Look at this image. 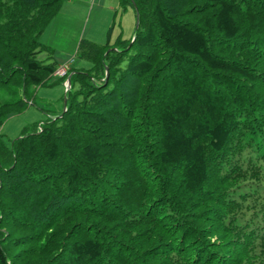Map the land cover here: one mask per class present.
Returning <instances> with one entry per match:
<instances>
[{
  "label": "trees",
  "instance_id": "16d2710c",
  "mask_svg": "<svg viewBox=\"0 0 264 264\" xmlns=\"http://www.w3.org/2000/svg\"><path fill=\"white\" fill-rule=\"evenodd\" d=\"M61 1L0 0V126L55 77ZM120 2L133 36L0 132V264H264V0Z\"/></svg>",
  "mask_w": 264,
  "mask_h": 264
},
{
  "label": "rangeland",
  "instance_id": "374dc122",
  "mask_svg": "<svg viewBox=\"0 0 264 264\" xmlns=\"http://www.w3.org/2000/svg\"><path fill=\"white\" fill-rule=\"evenodd\" d=\"M50 22L40 39L51 49V58L60 57L62 51L74 50V59L78 61L76 68H87L91 63L80 55L79 42L88 39L103 45L111 28L113 40L118 35L123 38L132 37L136 27V14L131 4L122 5L120 0H62L58 12ZM67 66L68 71L73 67ZM68 76L65 81L55 76L47 85L39 86L35 102L29 103L24 111L7 117L0 126V132L7 139H15L25 126L41 122L50 114L59 112L69 90L66 86ZM78 86L75 84L74 89Z\"/></svg>",
  "mask_w": 264,
  "mask_h": 264
},
{
  "label": "crops",
  "instance_id": "0c3cea01",
  "mask_svg": "<svg viewBox=\"0 0 264 264\" xmlns=\"http://www.w3.org/2000/svg\"><path fill=\"white\" fill-rule=\"evenodd\" d=\"M96 14L98 15L99 11H97ZM49 24L45 27V29L49 26ZM44 30H43V32H44ZM111 33H113V29H111ZM108 36H109V34H107V40H108ZM114 37H116V36H114ZM40 41H41V39H40ZM44 45H46V44H44ZM46 46H48V45H46ZM73 52H74V50L73 51H71V50L62 51V55L60 57L56 56L57 58H55V56H53L52 60H54L58 66L61 65V64H67V65H70V67L73 66L72 69L76 68L77 67L76 65H77L78 61H76L74 59L75 58V56H74L75 53H73Z\"/></svg>",
  "mask_w": 264,
  "mask_h": 264
},
{
  "label": "built area",
  "instance_id": "2783aa9c",
  "mask_svg": "<svg viewBox=\"0 0 264 264\" xmlns=\"http://www.w3.org/2000/svg\"><path fill=\"white\" fill-rule=\"evenodd\" d=\"M67 74H68V66L64 64L59 65L54 72V76L56 77H63L66 76Z\"/></svg>",
  "mask_w": 264,
  "mask_h": 264
},
{
  "label": "water",
  "instance_id": "95a60500",
  "mask_svg": "<svg viewBox=\"0 0 264 264\" xmlns=\"http://www.w3.org/2000/svg\"><path fill=\"white\" fill-rule=\"evenodd\" d=\"M136 26H138V19L136 20ZM67 89L71 87V74L67 78ZM64 104H66V100H64Z\"/></svg>",
  "mask_w": 264,
  "mask_h": 264
}]
</instances>
